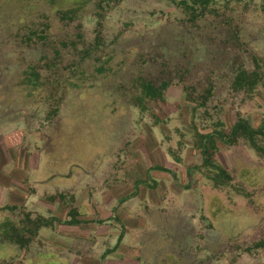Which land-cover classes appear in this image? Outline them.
Wrapping results in <instances>:
<instances>
[{"label":"rangeland","instance_id":"obj_1","mask_svg":"<svg viewBox=\"0 0 264 264\" xmlns=\"http://www.w3.org/2000/svg\"><path fill=\"white\" fill-rule=\"evenodd\" d=\"M75 2L83 5L79 18L61 20L57 10ZM243 2L236 17L246 44L237 65L252 70L251 56L260 58L263 85L253 92L231 88L225 49L206 29L205 39H193L169 0H122L103 22L110 64L100 71L85 63L83 87L46 121L48 102L28 93L25 76H50L41 56L51 57L54 42L61 47L78 31L90 40L95 0H0V199L61 219L74 206L81 220L42 228L22 252L0 243V264H264V156L243 138L217 141L215 161L232 181L215 187L196 167L194 146L196 131L218 121L228 131L239 115L253 127L264 118V15L261 0ZM42 28L46 46L25 39ZM60 50L63 72L74 53ZM165 61L189 66L191 83L213 76L206 107H195L177 82L162 99L138 102V81ZM10 213L0 208V221Z\"/></svg>","mask_w":264,"mask_h":264},{"label":"trees","instance_id":"obj_2","mask_svg":"<svg viewBox=\"0 0 264 264\" xmlns=\"http://www.w3.org/2000/svg\"><path fill=\"white\" fill-rule=\"evenodd\" d=\"M122 0H95L93 16L95 25L93 35L90 40L84 38L80 31L75 33V39L60 40V46L56 42L52 45V55L47 57L42 55L41 61L46 65L49 77L38 80L32 76H25L28 86V93H34L38 99H44L48 102V110L45 115L46 121H52L60 110V106L65 96L76 89H80L86 80L82 75L85 73L84 64L88 61L95 63L98 70L103 71L110 64L107 59L109 44L105 41L103 34V22L108 12ZM176 9L184 14V24L188 32L193 33V39H205V29L213 41L221 44L223 55L221 60L232 73L231 88L235 91L253 92L255 88L263 85V74L260 70L262 62L256 55L251 56L255 68L248 70L243 66L237 65L240 49H244L246 41L242 31V26L237 20V5L241 1L247 6L251 0H235L232 4L226 0L223 4H217L215 0H169ZM83 5L75 2L57 10L58 17L61 20L72 21L79 18L80 12L83 11ZM260 12L264 15V0L259 5ZM49 25V24H48ZM46 25V27H49ZM80 29V24H78ZM25 39L32 41L35 36L37 41L46 46L49 35L47 29L42 28L39 32L36 29H29ZM70 50L74 53L72 61L66 63L67 71H60L61 63L60 48ZM236 51L234 56L232 52ZM161 67L154 76H148L138 81L140 95L136 96L138 102L146 99H162L163 92L173 83L182 85L185 97L193 102L195 107H206L208 100L213 95L214 81L212 75L207 73L200 76L198 80L191 83L187 75L191 72L189 66L174 64V68L169 62H162ZM32 73V72H31ZM37 76H40L37 72ZM36 76V77H37ZM194 146L201 155V163L196 166L203 175L210 179L215 187L228 185L232 177L224 166L215 161V154L218 151L217 141L226 145H233L243 138L248 141L249 145L257 153L264 156V118L257 127H253L250 122L242 117L237 116L235 122L228 129L224 130L223 123L218 121L213 129L202 133L196 131ZM163 171H170L162 166H154ZM136 193V192H135ZM62 198V194L58 195ZM54 198L55 196H49ZM1 209L11 212V216L0 221V243H10L15 245L19 251H25L32 241L39 236L42 228H49L54 222L65 225H75L81 223L77 218L78 211L74 206H69L64 219L54 216L45 217L41 214H33L31 211L22 210L17 204H5ZM21 209V210H20ZM20 210V211H19ZM18 211V217L16 212Z\"/></svg>","mask_w":264,"mask_h":264},{"label":"crops","instance_id":"obj_3","mask_svg":"<svg viewBox=\"0 0 264 264\" xmlns=\"http://www.w3.org/2000/svg\"><path fill=\"white\" fill-rule=\"evenodd\" d=\"M36 166L34 165V168H35ZM23 183V182H22ZM24 184H26V183H24ZM66 189H68V188H66ZM62 190V189H61ZM61 190H58V192L60 193L61 192ZM69 190V189H68ZM57 191H55L54 192V194L56 193ZM73 192V191H72ZM51 192H49V194H50ZM6 196H7V191H6ZM10 200V202L8 201V202H6L7 201V199L6 200H3V201H1V199H0V204H15L16 202H14L13 201V199H12V197H11V199H9ZM25 200H26V202H27V200H28V196L25 194V197L23 198V200H22V202H23V205H26V203H24L25 202ZM112 215L109 213L108 215H107V217H111ZM74 227L76 226H78L77 224H75V225H73ZM110 226V225H109ZM108 225H106V227H107V229H108V227H109ZM46 228V227H45ZM95 228H97V229H101V227H96L95 226ZM47 229V228H46ZM77 229V228H76ZM92 229V228H91ZM41 231V230H40ZM99 232H101L100 230H99ZM98 233V232H97ZM121 236L122 235H120V238L119 239H121ZM122 246V241H121V243L118 245V248L119 247H121ZM121 249H123L122 247H121ZM119 250H117V251H115V252H113V253H111L113 256H115L116 255V252H118ZM115 253V254H114ZM117 256V255H116Z\"/></svg>","mask_w":264,"mask_h":264}]
</instances>
